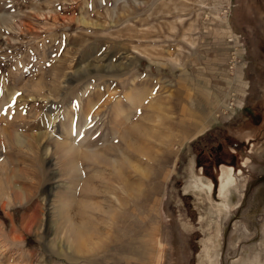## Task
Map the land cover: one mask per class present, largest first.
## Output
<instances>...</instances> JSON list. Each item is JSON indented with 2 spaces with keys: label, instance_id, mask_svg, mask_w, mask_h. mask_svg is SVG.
<instances>
[{
  "label": "rangeland",
  "instance_id": "rangeland-1",
  "mask_svg": "<svg viewBox=\"0 0 264 264\" xmlns=\"http://www.w3.org/2000/svg\"><path fill=\"white\" fill-rule=\"evenodd\" d=\"M229 1L227 15L211 0H0V264H207L217 226L187 184L193 166L220 200L221 164L196 160L218 142L222 163L250 156L218 264H264V0ZM211 11L239 30L243 106L200 129Z\"/></svg>",
  "mask_w": 264,
  "mask_h": 264
},
{
  "label": "bare ground",
  "instance_id": "bare-ground-1",
  "mask_svg": "<svg viewBox=\"0 0 264 264\" xmlns=\"http://www.w3.org/2000/svg\"><path fill=\"white\" fill-rule=\"evenodd\" d=\"M135 97H137V96H135ZM133 99H132V101H133ZM124 133H126V132H124ZM118 134H119V132L117 133V135ZM82 147L83 146L81 143H79V142L76 143L72 140V133L68 132L67 138H66V143L64 144V146L61 149L66 154L65 159L71 160V165H72V163H74L76 155L81 152ZM50 150H52V149H50ZM99 158H103V155L101 153H98L97 151L94 152V150H93L92 155H91L92 161L96 162L97 160H99ZM79 159H80V157H79ZM249 163H250V156L249 155L244 156L242 158L240 167H235V166L230 165V164L221 163L220 170H219L220 171L219 172V184L217 185L219 196H220L219 201H215L214 200L215 198H213V196H212V193L215 191V188H216V185L214 184L213 180L211 178L203 175V174L198 173V172L195 173L193 166H192V170H193L194 175H193V178H191V180L187 184V190H193L195 192V194H199V195H203V196L205 194V197L209 200L207 211H208V213L211 214L212 221L217 226L216 234H213V235L210 234L207 238L208 241H205L204 256L207 257V259H208L207 264H218L220 261V253H219V248L217 246V237L219 236L220 231H221V227H220L221 222L220 221H221V218L223 217L224 214H227L228 212H232V210H234V209L238 210L242 206L243 199L245 196L244 191L247 189L246 186L248 183L244 168L247 167L249 165ZM109 164L111 165V167L113 169L112 172H114V173L118 172V166H117L116 162L111 161ZM77 170H78V168H77ZM0 185H1V183H0ZM4 204H5V202H4ZM8 205H9V202H8ZM207 216H208V214H207ZM212 221H211V223H212ZM84 227H86L84 222H81L79 225L78 224L74 225V223L71 222V226L69 227L70 232L71 231H72V233L75 232L76 235L78 236L79 241H81V242H82L81 238H82V232H83ZM83 236H84V234H83ZM258 263H259V261L256 262V264H258Z\"/></svg>",
  "mask_w": 264,
  "mask_h": 264
},
{
  "label": "crops",
  "instance_id": "crops-1",
  "mask_svg": "<svg viewBox=\"0 0 264 264\" xmlns=\"http://www.w3.org/2000/svg\"><path fill=\"white\" fill-rule=\"evenodd\" d=\"M213 7H219L217 12H221V8L227 0H211ZM214 9V8H213ZM215 15V26L212 19L207 20L208 25L206 32L210 38L208 40L207 49L203 53L200 69L205 70V74L198 75L196 82L191 91V104L195 102L192 111L198 115L203 126L216 125L225 117H219L216 112L224 105L229 97L230 91L236 87L237 81L235 76L226 70V62L232 49V42L227 40L231 29H228L227 20L224 16H216L211 11V15ZM233 32V31H232Z\"/></svg>",
  "mask_w": 264,
  "mask_h": 264
},
{
  "label": "built area",
  "instance_id": "built-area-1",
  "mask_svg": "<svg viewBox=\"0 0 264 264\" xmlns=\"http://www.w3.org/2000/svg\"><path fill=\"white\" fill-rule=\"evenodd\" d=\"M225 7L222 10V13H227V15L230 13L231 10V2H227L224 4ZM226 15V14H225ZM239 35L236 33L230 32L229 36L227 37L228 41L232 42L234 44V47L230 51L229 59L227 60V70L230 74L235 76L237 85H239L238 82L241 83V79L238 78L237 74L240 71V65H241V56L239 52V45L237 44L239 42ZM243 77V75L241 76ZM241 85V84H240ZM238 87H234L230 93L229 98L225 101L224 105H222L219 110L216 112V115L221 117H228L231 119V115L237 108L242 107L243 104L241 102H238V95L240 94ZM240 105V106H239ZM224 121H227L226 119Z\"/></svg>",
  "mask_w": 264,
  "mask_h": 264
},
{
  "label": "trees",
  "instance_id": "trees-1",
  "mask_svg": "<svg viewBox=\"0 0 264 264\" xmlns=\"http://www.w3.org/2000/svg\"><path fill=\"white\" fill-rule=\"evenodd\" d=\"M235 32L238 34L239 32L238 28H235ZM228 120L225 121V123L232 121V119H230L229 121ZM222 151H223V147L221 145V142H218L216 145L210 147L208 151H206V149L205 150L199 149L197 151V158H196L197 164L199 166H203L204 168H206L208 172L209 167H214L222 163V160H220Z\"/></svg>",
  "mask_w": 264,
  "mask_h": 264
},
{
  "label": "water",
  "instance_id": "water-1",
  "mask_svg": "<svg viewBox=\"0 0 264 264\" xmlns=\"http://www.w3.org/2000/svg\"><path fill=\"white\" fill-rule=\"evenodd\" d=\"M219 170H220V167H218V172H219Z\"/></svg>",
  "mask_w": 264,
  "mask_h": 264
}]
</instances>
